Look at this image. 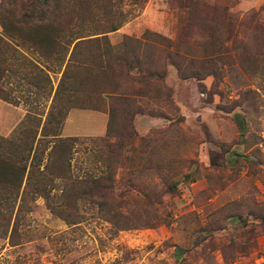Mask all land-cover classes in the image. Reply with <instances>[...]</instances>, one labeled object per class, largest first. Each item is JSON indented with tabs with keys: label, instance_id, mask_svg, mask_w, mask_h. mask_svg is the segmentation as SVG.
I'll use <instances>...</instances> for the list:
<instances>
[{
	"label": "rangeland",
	"instance_id": "374dc122",
	"mask_svg": "<svg viewBox=\"0 0 264 264\" xmlns=\"http://www.w3.org/2000/svg\"><path fill=\"white\" fill-rule=\"evenodd\" d=\"M226 4L230 17L252 24L251 51H261L264 0H51L56 14L75 26L107 31L90 37L107 35L114 53L122 54L109 58L114 69L104 83L94 82L105 88L102 102L92 96L70 108L62 128L63 137L80 138L73 178L114 171L115 180L83 186V196L69 197L67 216L53 213L42 197L32 201L18 244L0 236V264H264V58L257 60L259 72L242 65L233 57L240 51L232 48L234 36L217 26L222 45L215 72L208 74L210 66L201 62L211 42L205 12L216 5L220 14ZM15 46L40 69L51 65L49 95L31 84L30 62L22 67L14 54L9 62L15 73L6 77L11 100L0 97V136L27 140L20 125L31 127L34 116H42L43 125L62 71ZM117 85L128 89L127 99L111 97ZM66 184L72 183L56 179L52 193ZM119 201H129L141 226L114 230L103 206L119 208Z\"/></svg>",
	"mask_w": 264,
	"mask_h": 264
},
{
	"label": "trees",
	"instance_id": "16d2710c",
	"mask_svg": "<svg viewBox=\"0 0 264 264\" xmlns=\"http://www.w3.org/2000/svg\"><path fill=\"white\" fill-rule=\"evenodd\" d=\"M7 4V7L3 4L0 5V24L2 26L0 33V97L5 100L10 99L7 87H5L8 85V81L6 83L8 78L6 77L11 72L15 73V70L9 66L10 59L15 55L18 60L23 61L21 62L22 67H25L27 62H30L29 65H33L32 73L26 71V75L24 74L25 76L31 74V78H29L32 80L31 84L47 91L49 95L52 93V87L45 90L50 83L47 72L51 65H45V71L40 69L32 60L27 58V55L18 53V48L15 45L37 52L39 57H43L54 65L58 64V71H62L52 107L48 111L43 125L42 116H34L32 120L34 124L31 127L24 123V126L22 124L19 127L21 133H27L30 137L27 140H23L22 136H17V134L9 137L0 136V236L8 237L11 245H15L18 244L17 239L20 236L19 225L26 211L30 210L31 207L28 204L32 201L42 197L53 213L63 212L62 214L67 216L68 212L71 211L69 197L77 196L76 194L83 196L85 193L83 186L91 183L95 185L94 188H97L101 187L105 180L114 182V171L108 172L106 176L103 171L99 173L86 172L82 177L73 178L71 159L75 144L80 138L63 137L62 128L70 108L84 106L85 101H88L92 96L97 99L96 102H102L106 91L101 83H104L108 71L114 69L109 58L115 56L117 59H121L122 54L114 53V47L107 35L90 37L107 31L88 32V28L83 25L75 26L72 20L67 21L64 13L58 11L56 14L51 8V0H9ZM227 6L229 5L226 4L224 9H220L224 10L220 14H216L218 11L216 5L211 6L207 13L205 12V18L210 24L209 31L206 29V33L211 42L210 44L206 43L203 49L204 55L209 56V58L200 59L202 66H210L211 69L208 74L215 72L213 67L217 61V49L222 45L219 43L220 34L215 33L218 26L223 28V31H227L229 36L233 35L234 40L238 42L237 44L234 41L232 48L240 51L233 57L236 56L242 65L246 62L248 67L259 72L260 66L257 60L260 57L264 58V44L260 43L261 51H251L250 42L253 38L251 36H255V33L247 36L249 34L247 29L252 24L248 25V23L230 17ZM118 28L119 26H114L109 31H115ZM258 29L260 26L256 25V30ZM238 33L244 35L248 41L243 38L238 39ZM258 36L256 34L254 38ZM130 41H124V45L128 49L133 47L131 46L133 43ZM256 41L258 40L256 39ZM137 42L140 45L143 40L139 39ZM83 44L87 46L81 51ZM72 45L73 48L69 52ZM88 46L94 48H87ZM127 54L130 55L128 51L124 52L125 56ZM173 54L180 59L188 60L187 55L177 50ZM68 55L70 56L67 57ZM179 68L182 69L181 65ZM36 69H40V71L36 72ZM197 71L200 73V70ZM96 78H100L103 82L98 85L95 84ZM40 80L42 82H39ZM111 92L116 93L115 97L111 96L113 99L128 98L127 92L129 91L126 88L118 86ZM117 93L120 94L117 95ZM39 135L40 137H38ZM45 155L47 156L45 157ZM45 158L46 163L42 167ZM56 179L67 180L72 184H66L59 195L53 194L52 190L55 188ZM58 197L62 199L59 203ZM128 202L119 201V208L115 204L108 207L104 205V209L102 208L116 231L141 226L132 217L134 208L129 209L127 205L130 204ZM123 206L128 208V213L122 210ZM68 222L77 223L75 220Z\"/></svg>",
	"mask_w": 264,
	"mask_h": 264
}]
</instances>
